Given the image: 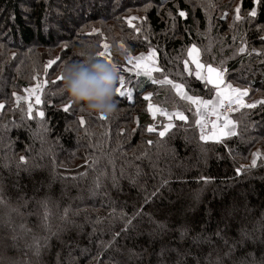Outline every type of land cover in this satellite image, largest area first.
<instances>
[{"label": "trees", "instance_id": "16d2710c", "mask_svg": "<svg viewBox=\"0 0 264 264\" xmlns=\"http://www.w3.org/2000/svg\"><path fill=\"white\" fill-rule=\"evenodd\" d=\"M190 46L258 99L234 135L198 136ZM149 50L155 78L128 75ZM89 51L118 72L109 116L63 89ZM0 104V264H264V0H0Z\"/></svg>", "mask_w": 264, "mask_h": 264}, {"label": "clouds", "instance_id": "9594fccd", "mask_svg": "<svg viewBox=\"0 0 264 264\" xmlns=\"http://www.w3.org/2000/svg\"><path fill=\"white\" fill-rule=\"evenodd\" d=\"M81 55L83 59L62 66L63 89L73 103L109 116L116 110L118 72L112 64L96 59L91 51Z\"/></svg>", "mask_w": 264, "mask_h": 264}, {"label": "rangeland", "instance_id": "374dc122", "mask_svg": "<svg viewBox=\"0 0 264 264\" xmlns=\"http://www.w3.org/2000/svg\"><path fill=\"white\" fill-rule=\"evenodd\" d=\"M73 17H75V16L73 15ZM132 18H134V20H137L138 16H132ZM127 21L129 22L128 23L129 25L133 24L132 20L128 19ZM155 56L156 55L152 50L147 51L145 54H138V55L132 57L131 59L128 58V64L123 66V68L128 73V75H130V74L149 75L148 77H152L154 79L155 76H153V74L156 71L155 70L156 69V66H155V64H156L155 59L156 58H155ZM141 57H143V59H140ZM186 57H187V61L189 63L188 71H193L198 78L204 79L203 78V76H204V73H203L204 65L199 60V56H198L197 49L195 48V46H190L187 49ZM198 65H199V67H198ZM221 73H222V77H224V72L221 71L220 74ZM36 82L37 81H35L33 83V86L29 85L28 87L23 88L21 90V92L17 95L18 98L21 100H25L27 102L31 101L33 105L38 104V103H36L37 96H39V92H37V91H38V89H41V83H39V82L36 83ZM158 82H161V81H158ZM164 82H166V81L164 80ZM215 89H217V90H215ZM174 91L175 92L178 91V88L176 86L174 87ZM243 93H246V94H243ZM217 95L220 96V100L224 98V99H231L233 101H239L240 106L254 105L256 103V101L258 100V99H251L250 101H246L245 100L246 95H247V89L246 88L242 89V91H239V90L235 89V87L230 86L226 82H224V84L221 87L214 88V90L212 91V96H214L215 98L213 100L217 99ZM193 101L194 102H200L201 101L203 104L209 105L207 102H203L199 98L198 99L194 98ZM219 101H218V103H219ZM218 103H217V105H218ZM217 105L215 106V108L217 107ZM0 106H1V104H0ZM145 107H146V112L151 117L153 124L158 123L159 118H161L162 120H165L168 118V116L171 117L170 111L172 109L171 110H168V109L164 110V108H162V107L159 108V106L152 105L150 102H146ZM215 108H213V109H215ZM195 112L197 113V119H198L199 118V112L197 111V109H195ZM228 122H229V120L227 121V123ZM231 125H232V123H230L227 128L224 127L223 131L220 134V137L218 138L219 140L221 138H223L225 135H227ZM211 137H213L215 139L217 138L215 136H211Z\"/></svg>", "mask_w": 264, "mask_h": 264}, {"label": "built area", "instance_id": "2783aa9c", "mask_svg": "<svg viewBox=\"0 0 264 264\" xmlns=\"http://www.w3.org/2000/svg\"><path fill=\"white\" fill-rule=\"evenodd\" d=\"M194 106L199 112L197 122L198 136L200 138L215 136L218 139L231 114L240 108V103L239 101L223 98L215 109L201 102L194 103Z\"/></svg>", "mask_w": 264, "mask_h": 264}, {"label": "water", "instance_id": "95a60500", "mask_svg": "<svg viewBox=\"0 0 264 264\" xmlns=\"http://www.w3.org/2000/svg\"><path fill=\"white\" fill-rule=\"evenodd\" d=\"M209 68L214 69V71L210 73L208 71ZM203 73H204V81L206 85L212 88L221 87L225 82L224 77H222V75L220 74V70L211 65L204 66Z\"/></svg>", "mask_w": 264, "mask_h": 264}, {"label": "snow or ice", "instance_id": "6c2138e0", "mask_svg": "<svg viewBox=\"0 0 264 264\" xmlns=\"http://www.w3.org/2000/svg\"><path fill=\"white\" fill-rule=\"evenodd\" d=\"M237 11H238V10H237ZM180 15L183 16L184 13L181 12ZM253 15H254V13H253ZM106 47H107V45H105V48H106ZM98 56L101 57V58H103V57L105 56V53H104V52H99V53H98ZM140 59H143V57H141ZM51 63H55V61H53V62H51ZM198 67H199V65H198ZM208 71L211 73V72L214 71V69L209 68ZM120 84H121V85L124 84V78H123V77L120 78ZM176 87L179 89V85H177ZM116 91H117L121 96L125 95V93H124L123 91H121L120 88H117ZM243 94H246V93H243ZM129 95H130V94H129ZM36 103H40V98H39V96H37ZM248 107H255V105H248ZM65 110H67V109H65ZM39 115H40L41 117H43L44 113H43V112H40ZM180 119L183 120L184 117L181 116ZM82 122H83V121H82ZM230 123H231L230 121H229L228 123H226V124H225V127L227 128V127H228V124H230ZM152 130H153V129H149V131H152ZM164 134H165V133H164L163 131L160 133L161 136H163ZM234 134H235V133L232 132L231 130L229 131V135H234ZM254 163H255V161H254Z\"/></svg>", "mask_w": 264, "mask_h": 264}, {"label": "crops", "instance_id": "0c3cea01", "mask_svg": "<svg viewBox=\"0 0 264 264\" xmlns=\"http://www.w3.org/2000/svg\"><path fill=\"white\" fill-rule=\"evenodd\" d=\"M204 77V76H203ZM215 90H217V89H215ZM219 90V89H218ZM218 98H220V96L219 95H217V99L216 100H209V101H206L209 105H211L213 108H215V106L217 105V103H218ZM228 126H229V124H228Z\"/></svg>", "mask_w": 264, "mask_h": 264}]
</instances>
